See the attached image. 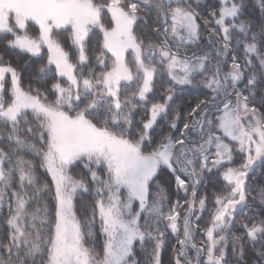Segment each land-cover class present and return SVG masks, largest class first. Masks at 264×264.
I'll use <instances>...</instances> for the list:
<instances>
[{
	"label": "snow or ice",
	"instance_id": "1",
	"mask_svg": "<svg viewBox=\"0 0 264 264\" xmlns=\"http://www.w3.org/2000/svg\"><path fill=\"white\" fill-rule=\"evenodd\" d=\"M258 168L264 0H0V264H264Z\"/></svg>",
	"mask_w": 264,
	"mask_h": 264
},
{
	"label": "rangeland",
	"instance_id": "2",
	"mask_svg": "<svg viewBox=\"0 0 264 264\" xmlns=\"http://www.w3.org/2000/svg\"><path fill=\"white\" fill-rule=\"evenodd\" d=\"M209 3L212 2V0H208ZM199 89L197 88H192L190 89L189 91L185 92V93H182L181 95L184 97V99H178L177 100V104H178V107H183L184 104H185V101L186 100H190L192 99L193 97H195L198 93H199ZM195 93V94H194ZM213 184H214V181H209L207 182V195H209L211 197L213 191H214V187H213ZM203 192V190H202ZM175 240L174 238H171L170 239V243H174ZM251 258V257H250ZM163 259L165 260V264H167V260H168V255L165 254Z\"/></svg>",
	"mask_w": 264,
	"mask_h": 264
},
{
	"label": "trees",
	"instance_id": "3",
	"mask_svg": "<svg viewBox=\"0 0 264 264\" xmlns=\"http://www.w3.org/2000/svg\"><path fill=\"white\" fill-rule=\"evenodd\" d=\"M261 172H264V169L258 168L255 177L251 181L252 184H254V185H264V177H261V175H260ZM261 207H264V206H261Z\"/></svg>",
	"mask_w": 264,
	"mask_h": 264
}]
</instances>
